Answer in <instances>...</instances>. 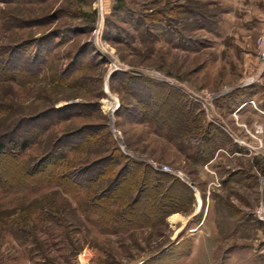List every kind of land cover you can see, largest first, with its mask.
Segmentation results:
<instances>
[{"label":"rangeland","instance_id":"374dc122","mask_svg":"<svg viewBox=\"0 0 264 264\" xmlns=\"http://www.w3.org/2000/svg\"><path fill=\"white\" fill-rule=\"evenodd\" d=\"M126 2L0 0V137L57 119L0 175L70 145L0 184V264H264V0Z\"/></svg>","mask_w":264,"mask_h":264},{"label":"trees","instance_id":"16d2710c","mask_svg":"<svg viewBox=\"0 0 264 264\" xmlns=\"http://www.w3.org/2000/svg\"><path fill=\"white\" fill-rule=\"evenodd\" d=\"M197 7H199L198 4H196ZM185 7H188L185 12H188L189 15H198V18H201L200 21L204 20L203 14L201 12H199V8H192V6H188L185 5ZM114 9L121 11L123 9H127V2L126 0H115V4L113 6ZM84 16H88L90 17L91 15L89 13H85ZM8 68L6 66V63H2L0 61V69L3 70L4 68ZM56 110L51 111L52 113H56ZM46 119V120H45ZM45 120L46 123H43V121ZM27 124L29 125H33L30 126L31 128H28L25 131H21V126L17 125L15 126L12 131V133H10L9 135H4L0 137V164L2 163V160L6 157H12V158H17V155H19V153L21 151H25L29 148L32 147V145L35 144V142H37V139L44 133V130H49L50 129V125L54 124L57 119L52 117L49 113H44L38 117L35 118H29V119H25L24 120ZM23 121V122H24ZM22 122V123H23ZM36 124V125H35ZM35 125V126H34ZM63 143L59 142V148L63 147L62 145ZM62 145V146H61ZM70 146V145H68ZM68 146H65L63 148H60L59 151L58 150V146L56 147V145L53 147H51V151L45 155H43V157L39 158L38 160H36V163L33 164L29 169H26L23 167L24 171L20 172V176L26 178H21V179H12L11 177H7L4 178L3 176L0 175V184H7V182L11 183V185H24L26 181H28L29 184H31V186H34L35 184L32 183V179H30L31 176H33L37 171H45L48 167H50L52 164L54 165V168L51 170V175H57L59 171V162L63 161V159L66 157V153L68 150ZM57 149V150H56ZM60 156V158H59ZM52 160V161H51ZM19 162V161H18ZM51 163V165H50ZM22 165V164H21ZM23 166V165H22ZM87 166V168L82 169L83 173L85 172H89L91 170V167ZM59 168V169H58ZM57 172V173H56ZM78 173L80 172H68L66 176V178L68 180H70L72 183H75V185L79 184V187H84V184L87 182V178L86 179H77ZM60 175H64L63 172L60 173ZM32 178V177H31ZM50 178V177H49ZM51 179V178H50ZM79 180H81L80 182H78ZM4 184V185H5ZM61 184V183H60ZM86 185V184H85ZM114 185V181L111 182L107 187L103 188V190H101V192L97 193L96 195L92 196V200L93 199H97V198H102L105 196H108L110 192H112V188ZM87 187V186H85ZM191 190H195V187H191ZM82 190V189H81ZM195 196V192H193V199L195 200L196 197Z\"/></svg>","mask_w":264,"mask_h":264},{"label":"bare ground","instance_id":"6f19581e","mask_svg":"<svg viewBox=\"0 0 264 264\" xmlns=\"http://www.w3.org/2000/svg\"><path fill=\"white\" fill-rule=\"evenodd\" d=\"M158 168H162V166H158ZM183 220V223H182V226L184 225V223L186 222L187 219L184 220V218L182 219L179 215H174L172 216V219L170 220V222L173 224V225H176L179 221ZM181 227L177 228L176 232L178 233V231L181 230Z\"/></svg>","mask_w":264,"mask_h":264},{"label":"built area","instance_id":"2783aa9c","mask_svg":"<svg viewBox=\"0 0 264 264\" xmlns=\"http://www.w3.org/2000/svg\"><path fill=\"white\" fill-rule=\"evenodd\" d=\"M255 214L260 221H264V204H262L260 208L256 209Z\"/></svg>","mask_w":264,"mask_h":264}]
</instances>
